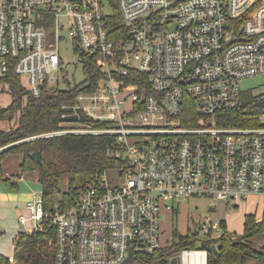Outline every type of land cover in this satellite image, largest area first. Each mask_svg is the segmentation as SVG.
I'll return each instance as SVG.
<instances>
[{
    "label": "built area",
    "instance_id": "built-area-1",
    "mask_svg": "<svg viewBox=\"0 0 264 264\" xmlns=\"http://www.w3.org/2000/svg\"><path fill=\"white\" fill-rule=\"evenodd\" d=\"M116 4L118 21L112 0H0V78L26 77L33 96L54 88L47 83L60 70V40L67 37L105 75L61 108L62 116L106 127L64 121L59 130L24 140L109 133L124 161L80 188L62 212H44L34 192L21 231L39 229L46 219L53 264H123L164 250L161 214L170 201L202 198L211 208L221 202L235 208L256 196V220H264V107L258 126L223 125L241 101V81L264 76V0ZM130 71L144 80L126 83ZM176 204L165 207L174 214ZM196 222L188 230L203 241L224 231L220 220ZM21 231L12 233L13 247ZM207 254L201 246L182 248L168 262L178 256L179 264H208ZM8 260L15 261L13 254Z\"/></svg>",
    "mask_w": 264,
    "mask_h": 264
},
{
    "label": "trees",
    "instance_id": "trees-1",
    "mask_svg": "<svg viewBox=\"0 0 264 264\" xmlns=\"http://www.w3.org/2000/svg\"><path fill=\"white\" fill-rule=\"evenodd\" d=\"M115 19L120 20L116 0H112ZM85 79L71 87L60 89L43 88L38 96L31 95L21 84L18 76L10 73L0 78V85L5 82L8 92L11 93V103L0 107V120H12L18 112L17 124L8 129H0V147L11 144L0 151V179L15 184L4 175L1 162L9 152L21 156L19 163L21 172L38 171V182L41 185L42 208L44 212L64 211L69 208L76 199L79 189L97 182L100 173L109 168L120 167L124 161L116 155L119 143L116 136L109 133L103 134H61L47 137H38L30 140L24 138L37 135L45 131L61 129L59 124L64 121H80L93 128H104L106 122L94 121L81 117L62 116L66 110L61 108L65 102L72 100L81 91H93L98 80L105 77L93 57L79 53ZM144 80V75L136 71H130L128 77H124L126 83L137 81V77ZM144 84V83H143ZM264 107V98L250 97L241 100L238 107L229 112L223 125L228 126H258L259 116ZM19 141V142H16ZM39 150L42 154V162L38 163L31 158L33 151ZM51 153L52 161L45 160L46 152ZM68 177V188L60 190V178ZM55 193H61L57 206H53ZM224 229L218 237L210 238L201 244L208 250V264H247L245 254L254 257L259 264H264V245L257 248L253 246L252 238L264 234V220L257 221L254 214L244 215L243 232L236 234L226 229L225 220H220ZM41 228L32 232H19L14 247L15 263L8 260V256L0 254V264H53V228L46 219L41 221ZM174 241L167 250H155L152 253L132 258L123 264H168L171 255L176 254L182 248L196 247V235L192 230L181 234L177 229L173 230ZM51 242V243H50ZM211 244H215L218 254L209 251ZM19 247L21 251H19ZM237 254H242L239 257ZM241 258V259H240ZM230 261V262H229ZM228 262V263H227Z\"/></svg>",
    "mask_w": 264,
    "mask_h": 264
},
{
    "label": "rangeland",
    "instance_id": "rangeland-1",
    "mask_svg": "<svg viewBox=\"0 0 264 264\" xmlns=\"http://www.w3.org/2000/svg\"><path fill=\"white\" fill-rule=\"evenodd\" d=\"M109 11V10H108ZM60 57L61 65L60 70L53 72L54 80L50 81L49 86L58 87L60 89L68 88L76 83H79L85 79L80 57L73 51L71 40L67 38H61L60 40ZM21 84L24 87L28 86V80L26 77H21ZM3 85H0V107L7 106L11 103V93ZM6 89L8 91H6ZM50 89V88H49ZM264 96V76H253L245 78L241 81V100H245L250 97L261 98ZM18 112L13 115L12 120H0V129L8 130L14 127L18 121ZM63 125L62 123L59 124ZM63 126H61L62 128ZM52 131H45L42 133H50ZM7 144L1 146L6 149ZM45 160L47 162L52 161L51 153L48 151L45 154ZM21 156L17 153L9 152L5 155L1 162L4 175L8 177L10 183L0 179V229L3 230V236L0 240V252L5 255L14 253L12 233L21 231L26 228L21 223V218L28 215L26 208L27 203L33 200L34 192L41 193V185L38 182L37 170L28 172H21L19 163ZM114 168V167H113ZM111 175L110 171L107 172V176ZM68 188V177L62 175L60 178V190L66 191ZM61 193H55L53 199V206H57ZM175 202V203H174ZM179 203V211L172 214L170 207ZM170 201L162 207L161 214V229H162V245L165 246L164 250H167L174 241L173 230L177 229L179 233L187 232L188 228L194 224L197 226L199 222L208 220L214 222V220H225L226 229L228 231L235 232L236 234H242L243 223L245 213H254L256 219H259L260 214V198L256 196H250L246 203L240 204L238 207H230L225 203H218L216 208L209 207L211 201L208 199H190L187 202ZM259 202L258 206L256 205ZM177 207V204L175 205ZM227 207V208H226ZM196 247L201 246L204 242L199 236L196 235ZM254 247H261L264 245V234L254 236L252 239ZM51 243V242H50ZM22 247H19L21 251ZM242 254H237L238 260ZM247 264H259L258 261L251 257L248 253L244 255ZM241 259V258H240ZM16 262V261H15ZM13 262V263H15ZM230 262V261H229ZM228 263V262H227ZM169 264V262H168Z\"/></svg>",
    "mask_w": 264,
    "mask_h": 264
},
{
    "label": "water",
    "instance_id": "water-1",
    "mask_svg": "<svg viewBox=\"0 0 264 264\" xmlns=\"http://www.w3.org/2000/svg\"><path fill=\"white\" fill-rule=\"evenodd\" d=\"M42 84L40 85V87L42 88ZM31 158L34 159L36 162L38 163H41L42 162V154H41V151L39 150H36V151H33L31 154H30ZM194 234L196 233V231L194 230L193 232ZM209 251H211L214 255H217L218 254V251H217V247L215 244H211L210 247H209ZM170 264H179V257L178 256H175L173 257L171 260H170Z\"/></svg>",
    "mask_w": 264,
    "mask_h": 264
},
{
    "label": "crops",
    "instance_id": "crops-1",
    "mask_svg": "<svg viewBox=\"0 0 264 264\" xmlns=\"http://www.w3.org/2000/svg\"><path fill=\"white\" fill-rule=\"evenodd\" d=\"M38 176V175H37ZM214 208H216V207H213V209ZM227 208V207H226ZM246 214H254V213H245V215ZM26 216H28V215H26ZM219 220V219H218ZM3 230L2 229H0V240L2 239V236H3ZM182 234H184V233H182ZM14 248V247H13ZM0 254H3V255H5L4 253H2V252H0ZM10 255H12V254H10ZM6 256H9V255H6Z\"/></svg>",
    "mask_w": 264,
    "mask_h": 264
},
{
    "label": "bare ground",
    "instance_id": "bare-ground-1",
    "mask_svg": "<svg viewBox=\"0 0 264 264\" xmlns=\"http://www.w3.org/2000/svg\"><path fill=\"white\" fill-rule=\"evenodd\" d=\"M199 254V253H198Z\"/></svg>",
    "mask_w": 264,
    "mask_h": 264
}]
</instances>
